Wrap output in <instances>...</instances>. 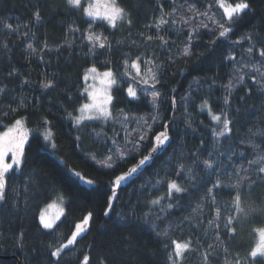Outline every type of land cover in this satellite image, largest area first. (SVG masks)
I'll list each match as a JSON object with an SVG mask.
<instances>
[{"label": "snow or ice", "instance_id": "6c2138e0", "mask_svg": "<svg viewBox=\"0 0 264 264\" xmlns=\"http://www.w3.org/2000/svg\"><path fill=\"white\" fill-rule=\"evenodd\" d=\"M43 2L52 5L55 0ZM142 2L63 0V6L69 11H79L82 17L91 19H85L83 25L69 23L63 40L54 45L49 44L47 37L39 40L37 33L32 31L44 19L41 0L32 5L30 18L26 22L13 24L0 19V27L6 36L3 44L5 56L12 51L11 37L16 36L26 41L29 63L33 54L51 52L53 48L62 53L66 47L73 51L86 49L83 53L85 58L93 61L83 71L75 96L67 91L61 102V118H67L70 122L69 131L76 133L72 143L74 149H80L87 158L88 150L83 149V137L79 134V129L86 128L87 123L105 125L111 122L114 125L123 118L121 129H111V137L102 130L96 132L98 137H104V152L101 154L106 156L105 160L97 163H103L113 174L108 180L103 215L116 231L112 233L108 255L95 257L94 264H143L141 257L152 254L151 250L147 245L134 244V241L136 233L144 227L151 229L156 238L155 243L161 246L163 264H191L192 255H199L201 264H217L221 246L225 258L223 264H264V226L253 229L259 239L243 254L239 246L232 247L239 235L238 226L242 220L264 217V194L259 191L264 189V134L257 137V133L249 128L251 136L240 140V146L247 145L244 152L236 151L238 145L235 143L228 145L227 152L223 150V144L230 139L236 125L246 118L251 96L255 92L264 96V16L260 24H251L240 37L232 39L245 18L256 15L255 0H185L183 15L175 6V0H172L170 7L168 0H154V9L146 22L138 23L134 9L138 10ZM177 17H181L179 24ZM101 27L104 31H98ZM121 29L127 32L126 39L115 40L112 33ZM69 34L72 36L70 41ZM173 35L177 37L175 40L172 39ZM204 36L208 37L206 44ZM181 44L182 50L178 47ZM201 44L204 45L202 49ZM222 44L227 48L221 54L220 63L227 62L231 71L227 84L222 85L225 94L221 98L223 107L220 108V114H215L209 103L217 81L218 73H214L211 77H192L198 86L208 84L207 96H200L199 88L193 89L190 83L185 95L178 101L175 95L178 90L172 88L169 102L171 115L158 119L161 98L166 95L158 87L167 73L165 65L171 66L178 62L187 64L201 58H211ZM174 48L179 56L173 52ZM158 52L162 55H157ZM101 55L113 59H106L98 67L95 61ZM39 58L43 61V55ZM4 71L5 81L16 80L18 83L13 87L6 83L0 84V127L6 129L0 131V217L9 226L13 218L21 219V214L25 217L32 214L34 223L38 219V223H35L39 233L38 243L29 245L27 231L22 226L12 232L14 247L25 253L23 264H33V261L35 264H44V260L38 257H46L47 264H61L68 252L75 251L79 246L78 238L83 239V234L90 231L85 225L90 221L95 223L94 213L88 212L80 222H74V230L69 229L70 235L59 232L61 224L67 220L65 209L59 207L55 214H51L48 210L57 208V205L46 201L56 194L63 203V185L34 158L30 160V133L25 127L28 117L24 113L29 109L40 111L43 103L40 97L29 100L23 94L25 89L33 85L30 74L23 73L15 66ZM246 78L251 84L244 87ZM38 83L46 91L57 87L55 76L47 72ZM241 92L244 94L241 95ZM197 97L200 108H208L215 124L211 126L212 139L206 141L201 134L199 143L188 147V132L183 134V140L179 135L173 137L172 126L178 123L177 114L182 112L180 122L186 130L193 133L202 131L193 119L195 104L191 111L189 106V100L194 101ZM233 101L236 102L235 107ZM121 104L123 107H119ZM149 104L152 105L149 114L138 115ZM54 119L55 114L50 109L38 117L33 137L37 153L49 148L54 155L61 152L52 131L55 128ZM5 120L10 123L4 124ZM136 129H140V132ZM121 131L125 133L121 138L122 148L117 141ZM174 141L177 147L167 155L168 171L165 178H158L152 184L155 187L162 183L166 186V193L150 199L149 185L141 183L137 186L136 181L161 155L168 153ZM26 143L29 144L28 150L25 149ZM249 150L254 154L250 159L246 158ZM57 158L64 164L70 178L81 186L98 183L96 178H89L76 170L75 166H69L65 162L66 157L61 155ZM91 159L95 160L96 156L93 155ZM128 160H136V163L117 174V170L126 165ZM173 174L175 178L169 179ZM17 175L20 186H17L15 179ZM149 175L159 177V172L154 170ZM225 178L228 183L223 182ZM126 185L132 186L134 193L139 191L141 194L136 196L135 204L129 200L117 212L115 202L119 200V190H123ZM189 193L196 194L189 204L193 201L196 203L192 212L197 223H192L191 214L176 221L177 228L181 230L192 228L189 237L181 242L172 239L168 231H161L160 223L172 214L169 210L174 211ZM141 201L150 202L152 207H148V203L142 205ZM41 204L45 206L41 207ZM145 207L148 208L146 212L143 210ZM204 208L208 209L206 216ZM9 230L11 228L0 229V236L7 240ZM134 252L135 260L132 259ZM81 255L82 259L78 256L76 264H93L89 254ZM124 255L128 256L127 260L123 259Z\"/></svg>", "mask_w": 264, "mask_h": 264}, {"label": "trees", "instance_id": "16d2710c", "mask_svg": "<svg viewBox=\"0 0 264 264\" xmlns=\"http://www.w3.org/2000/svg\"><path fill=\"white\" fill-rule=\"evenodd\" d=\"M136 3H141V0H135ZM230 2V0H229ZM37 0H0V19H6L7 22L17 24L26 22L30 18V12L32 10V5H35ZM169 7L172 4V0H168ZM131 6V4H130ZM154 0H143L141 7L137 10L134 9V14L137 17L138 23H144L150 16L151 12L154 9ZM175 6L181 11L183 15V9L185 6V0H175ZM40 7L43 10L44 19L41 23L37 24L32 31L37 33L38 39L43 40L45 37L48 38L49 44L54 45L56 42L62 41L67 30V25L69 23L84 24L85 19H91L87 17H82L79 11L73 12L69 11L63 6V0H55V3L50 5L49 3H44L41 0ZM254 7L257 12L255 16H249L245 18V22L241 24L235 31L232 39L240 37L247 27L251 24H260V19L264 16V0H255ZM181 20V17H177L178 24ZM100 24V21H97ZM195 27V25H191ZM98 31H104L101 27ZM147 34V33H146ZM112 36L115 40H125L127 37V32L124 29L120 31H115L112 33ZM177 37L172 36V39L175 40ZM69 41L72 39V36L68 35ZM204 43H207L208 37H203ZM12 41V51L7 53V56L4 54L3 44L6 42V36L4 29L0 27V84H8L9 87L15 86L18 82L16 80L5 81V69L10 70V66H15L19 68L23 73H28L31 76L33 85L24 91V95L31 100L33 97H40L41 102L43 103V108L40 111L33 112L29 109L27 113H24L27 117L26 127L29 131V142H31V155L30 160L35 159L37 163L41 164L48 172L52 173L54 179L59 181L63 185L64 190V209L67 220L61 224L59 232L61 234L70 235L69 229L74 230V222H80L82 217L86 216L88 212L94 213L95 223L92 221L88 225H85L86 229H90L84 233V238L79 240V246L75 251H70L65 256L64 261L61 264H76V259L80 256L82 259L81 253L89 254L90 259L101 255H108V248L110 247V241L113 239L112 233L116 231L115 228L111 226V223L108 222V218L103 215V212L106 208L105 204V193L108 192V180L109 177L113 174L108 170L103 163H97V161H103L106 159L105 155L101 153L104 152L103 147V136L98 137L96 132L103 131L107 133L109 137L113 135L111 129L114 127L119 130L122 127L121 122H117L114 125L109 122L105 125H96L92 123H87L86 128H80L79 134L83 137V149L87 151V158L82 154L80 149H74L72 147L73 137L76 134L75 132L69 131V120L67 118H61L62 108L61 102L65 99V93L70 91L74 96L77 89L80 87V77L88 67L89 63L93 62L91 58H85L84 52L86 49H77L73 51L70 48H65L62 53H58L53 50L51 52L45 53H36L31 57V63L28 62L26 49V41L16 36L11 37ZM78 43V42H77ZM182 50V44L178 45ZM203 44L200 45L202 49ZM226 45H220L217 50L212 54L211 58H201L200 60H194L190 63H176L174 65L168 66L165 65L167 73L163 76L161 85H158L162 93L166 95L162 96V103H160V111L158 119L164 117L165 115H171V109L169 107V102L172 93L170 90L176 88L178 91L175 93L177 99L185 95L186 90L188 89L189 84L191 83L193 89L199 88L200 96H207L208 93V84L198 86L192 77L199 75L201 77L208 76L211 77L214 73H218L216 86L212 89L211 100L209 101L212 106V111L215 114H220V108L222 105V96L225 94V89L222 85H226L228 81V73L231 71V68L228 66L227 62L224 64L220 63L221 54L226 50ZM151 51V49H149ZM173 52L179 56V52L174 48ZM43 55V61L40 60V56ZM157 55H162V53H157ZM112 60V57H105L103 55L99 56V59L95 61L99 67L105 62V60ZM115 67V65H113ZM103 70V69H101ZM47 72L55 76L57 81V87L54 90L46 91L39 87V81L43 79V74ZM174 74V75H173ZM251 84V81L246 78V84L244 87H247ZM115 87V86H114ZM241 95L244 93L241 92ZM196 96V93H193ZM150 99V97H149ZM195 104V112L193 113V119L197 124H199L202 131H197L193 133L191 130H186L183 123H181V117L183 113L177 114V124L172 126L171 135L176 137L179 135L180 139L183 140L185 131L188 132L187 135V145L191 147L193 144L199 143V136L204 135L206 141L212 139L210 137L211 126L215 124L211 120V115L209 114L208 108H200V100L197 97L194 101L189 100L190 111L192 105ZM240 104H243V101H240ZM249 110L245 114L246 118L241 120L235 127L233 134L227 143L223 144V150L227 152L228 145L235 143L238 145L236 151L244 152L245 146H240L241 138H247L251 136V133L248 132L249 128H252V131L257 133V137L261 134H264V96H261L259 92H255L254 95L248 101ZM55 105V107H53ZM64 106H67L65 104ZM236 106V102L233 101V107ZM123 107V104L119 105ZM143 107V106H142ZM152 108V105L149 104L147 108H143V112L138 115H148L149 109ZM51 110L55 114V119L53 123L55 128L52 129L54 136L58 142V147L61 148L60 153L55 155L51 152L49 148L47 151H41L40 153L36 152V143L33 139L35 136L36 125L38 123V117L42 113ZM160 122H163L162 120ZM202 122V123H201ZM4 124L10 123V121H3ZM255 125V127H253ZM124 127H134V125H123ZM95 128V131L93 129ZM3 130V127H0V131ZM162 130V129H158ZM137 132H140V129H136ZM125 136L123 131L120 132V137H117L118 146L123 147L121 138ZM110 143V141H109ZM177 147V142L174 141L172 147L168 149V153L161 155L153 164V166L141 175L136 181V185L139 186L141 183H147L149 185V196L150 199L164 196L166 193V186L161 184H156L155 187H152V184L156 179L165 178V173L168 171V165L166 162L167 155L170 154L173 148ZM220 147V145H217ZM25 149H29V144H25ZM66 157V163L69 166H75L76 170L81 171L89 178H96L98 180L97 184L94 185H83L81 186L77 181L70 178L68 172L66 171L64 164H61L57 157L59 156ZM95 155L96 159L92 160L91 157ZM254 154L249 150L246 152V158H252ZM116 159V155H113V160ZM136 163V160H128L127 164L122 166L117 170V174L120 171H123L124 168L132 166ZM243 163V161H241ZM163 169V170H161ZM155 171L159 172V177L150 176V173ZM175 178L169 177V179ZM17 180V186L19 185V176L15 177ZM224 183H228L225 178ZM183 183V182H181ZM92 189H95L93 191ZM259 191L264 194V189H259ZM141 193L139 191H133V187L126 185L123 190H119V200L115 202L116 211H120L121 207L126 204L129 200L135 204L136 196H139ZM182 195V194H181ZM196 195L195 193H189L188 196H185L180 205H178L175 210H169L172 212L170 216L164 220L163 223H160L161 231H168L169 236L172 239H177L183 242L187 239L192 232V228L185 227L184 229L177 228L176 221L183 216H190L192 218V223L196 224L197 220L195 218V213L192 212V209L196 207V203L193 201L189 204V201L192 200V197ZM56 194H53L51 199L54 198ZM255 194L253 195L254 198ZM227 198V197H226ZM49 201V200H48ZM71 201V202H69ZM247 201V198H246ZM47 202V201H46ZM148 203V207H152L150 202L141 201V204L144 205ZM43 204H41V207ZM159 207V206H156ZM187 209V210H186ZM145 212L148 211V208L143 209ZM204 215H207L208 209L204 208ZM21 219L17 220L12 219L11 226L8 223L4 222V219L0 217V229H9L8 239L5 240V237L0 236V244H3V247H0V264H23L24 252L17 247H14V241H12V232L19 227H23L27 231V238L29 245L36 244L39 242V233L36 230L35 223L33 222L32 214H28L26 217L24 214H21ZM116 217L113 215V220ZM61 220H64V217H61ZM58 223H60L58 221ZM264 226V217L259 218H249L248 220H242L238 226L239 235L236 237V242L232 245L233 248L239 246L241 254L244 251L250 249L256 242L258 234L253 231L254 228ZM61 239L63 236L60 237ZM156 238L154 237L152 231L148 227H144L136 233V240L134 244L138 246L147 245L151 250V253L147 257H141L143 264H163L164 254L161 249V246L155 243ZM157 249H161L157 251ZM27 251V249H25ZM115 250L113 249V252ZM37 259H43L44 264H47L46 257H38ZM123 259L127 260L128 256L124 255ZM132 259H136L135 252L132 254ZM223 246L220 248V256L218 258L217 264H223L224 262ZM35 264V261H33ZM191 264H201V258L199 255L191 256Z\"/></svg>", "mask_w": 264, "mask_h": 264}, {"label": "rangeland", "instance_id": "374dc122", "mask_svg": "<svg viewBox=\"0 0 264 264\" xmlns=\"http://www.w3.org/2000/svg\"><path fill=\"white\" fill-rule=\"evenodd\" d=\"M93 2H94V0H93ZM101 3H103V0H101ZM25 127H26V126H25ZM26 129H27V127H26ZM4 130H6V129L3 128L2 131H4ZM27 130H28V129H27ZM46 203H55V204L57 205V208H53V209H49V210H48L49 213H51V214H55V212L58 210L59 207H64V201H63V203H61V201L58 200L57 195H56L54 198H52V199H50L49 201H47ZM44 206H45V205L43 204L42 207H44ZM258 239H259V237L257 236V241H258Z\"/></svg>", "mask_w": 264, "mask_h": 264}]
</instances>
